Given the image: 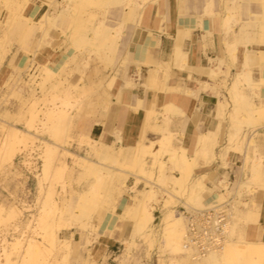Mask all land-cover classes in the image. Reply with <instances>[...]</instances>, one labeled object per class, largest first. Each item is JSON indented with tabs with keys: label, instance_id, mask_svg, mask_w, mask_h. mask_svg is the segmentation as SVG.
<instances>
[{
	"label": "bare ground",
	"instance_id": "6f19581e",
	"mask_svg": "<svg viewBox=\"0 0 264 264\" xmlns=\"http://www.w3.org/2000/svg\"><path fill=\"white\" fill-rule=\"evenodd\" d=\"M4 1L3 9H0V66L10 51L11 42L26 52H32L33 56H28L26 60L14 64L13 67L17 72L3 84L4 87H9L8 90L14 95H20L25 87H29V97L26 99L32 98L33 103L29 109L30 117L26 120V129L4 122L0 124L10 133L2 146L0 165L11 168L17 155L20 153L22 155L25 150H29L31 143L34 144L39 140L46 152L44 157L46 168L38 174L39 183L48 174L49 167L56 157L61 160L69 155L76 157L79 172L89 179V183L88 188L77 192V195L64 196L60 202L54 197L56 183L52 184L46 191L45 205L53 209V213L56 214L55 220L51 223L43 216L36 221L43 230V240L29 238L26 248L21 238H15L14 242L8 241V246L10 243L12 248L3 247L5 262L0 256V264H12V249L20 254L26 249L32 258L24 264H60L57 256L52 261L45 258L57 248H59L58 253L63 254V260L69 261L73 253V236L61 237L60 233L63 230L79 228L76 227L78 223H81L82 235L76 242L78 246L74 252L81 256V264H107L106 259L100 262L96 258L101 247L106 244L103 240V236L106 235L118 239L125 246L120 254L115 255V264H134L133 249L137 245L136 236L146 243L147 256L157 249L163 264H264V200L261 203L259 201L260 206L257 202L250 204L241 199L237 201L235 220L224 248L221 251L211 252L203 258H194L190 252L183 249L186 222L183 215L174 209L178 202H182L190 209L200 210L208 206V195L218 198L220 193L215 194L214 189L222 182H213L212 187L204 182L205 175L201 178H193L192 181L191 179L197 174L199 167L219 164L227 168L231 153L239 154L243 161L241 168L248 170L245 179H239L233 188L238 196L240 197L242 192H245L246 196L257 195L259 191L264 192V156L256 153L259 146L257 136L260 128L264 127V76L261 75L262 79L259 80L254 75L255 69L261 70L264 75V48H262L264 0H232V6L225 3L226 11L222 13V17L227 36L225 45L230 67L227 71H223L221 65L225 60L220 59V66L216 69L210 68L208 71L214 83L203 82L202 85L219 91L220 84L217 80L220 73L226 72V76L230 75L232 79L227 87L234 100L235 112L231 111L233 113L231 123L225 131L223 120L226 105L219 100L216 129L207 126L203 128L192 155L176 144L177 135L167 128L155 130L159 134L157 139L159 149L155 152L152 150L154 142L147 130L151 126L145 129L139 141L133 145L126 143L122 130L115 131L114 143L83 131L79 135L85 155L72 152L67 146L70 142L63 138L64 134L73 127L75 117L80 112L85 115L97 110L112 112V105L117 95L118 71L129 60L133 33L137 28L152 30L154 25L149 22L153 11L156 12V16L161 15L163 7H166L167 12L164 16L172 22L174 5L170 0H66L63 6L59 0H50L48 3L54 12L47 11L37 20L32 15L24 13L25 7L31 0ZM250 1H255L256 11L251 12L249 9ZM180 4L182 13H190L194 9L198 12L199 8L191 9L186 5L185 0H181ZM215 5L214 0H205L201 10L202 16L220 14L221 11L217 10ZM245 5L249 16L236 32L234 24L237 21L238 7L243 10ZM4 9L8 13L5 19L1 16ZM179 24L173 53L169 60L161 61L151 73L149 78L151 86L155 85L162 70L168 75L173 67H188L189 54L183 49V42L186 37L191 36L195 27L186 24L181 18ZM199 26L207 30L203 19L200 20ZM169 29L164 24L159 27L161 32H169ZM52 30L55 32L62 30L68 42L67 55L57 68L52 66V62L43 63L38 60V55L43 52L41 50L53 41ZM5 42L9 45L4 46ZM147 44L152 43L148 41ZM204 47L206 48V43ZM240 47H243L244 51L243 69L231 74L229 69L231 66H237L240 60L238 56ZM86 49L88 53L101 56L103 55L101 51H107L104 58L108 60L107 66L110 70L100 76L98 81L94 80L93 89L90 87L88 90L86 86L77 83L66 84L67 79L64 80L61 76L68 65ZM154 49L153 46L149 47V51ZM138 51H146V46H139ZM88 56L92 61L93 55ZM89 63L90 60L85 59L83 64L86 66ZM26 71L29 80L23 75ZM82 71L83 66H79L76 73L80 75ZM126 85L134 86L130 82H126ZM50 88L54 90L58 88V93L62 94L59 95L62 104L47 107L46 110L38 109V101L42 100L38 94L41 92L44 101L50 102L46 94L51 91ZM73 89L91 92L86 107L82 105L83 101L77 105L71 103V98L74 97ZM8 95L10 94L1 98L5 104L8 103ZM116 102L119 111H127L128 103L123 102L119 97ZM140 103L139 101V105ZM69 105L74 107L75 114L68 107ZM139 107L133 106V109L138 111ZM178 111L174 104L154 108L149 112V120H157L159 115H164L168 122L170 114ZM242 112L247 114L245 120L237 118V114ZM39 124L42 125L40 127L42 132L49 138L44 140L38 138ZM149 157L153 158L151 163L146 161ZM168 161L171 165L167 164ZM175 171L179 172V175H176ZM131 175L136 180L132 186H129L127 180ZM142 181H146V185L139 188ZM40 186L41 189L44 188L41 184ZM129 190L133 193L130 194L131 199L118 213L117 207L124 194H129ZM182 190L185 192L182 193ZM105 204H108L111 211L106 209ZM158 205H161L162 215L158 225L153 227L157 219L154 211ZM75 207L80 209V214L74 210ZM5 211L0 207V222L9 223L23 215L18 206H11L7 215L4 214ZM66 212L70 214L69 218L65 217ZM108 212L116 213L119 222L124 223V228L121 229L119 224L108 226L111 218L106 215ZM104 220L105 224L101 227ZM132 221L135 222L134 231L127 234ZM71 232L74 234L73 230ZM44 242L49 243L51 248ZM96 242L99 247H93Z\"/></svg>",
	"mask_w": 264,
	"mask_h": 264
},
{
	"label": "crops",
	"instance_id": "0c3cea01",
	"mask_svg": "<svg viewBox=\"0 0 264 264\" xmlns=\"http://www.w3.org/2000/svg\"><path fill=\"white\" fill-rule=\"evenodd\" d=\"M49 1L31 0L25 7L24 13L26 15H32L37 20L42 14L48 11ZM180 1L170 0V3L172 2L174 5V19L172 22L164 16L167 12L166 7H163V14L161 15L156 16V12L153 11V16L149 22L151 25H154L151 28L152 30L147 28H137L135 30L132 38V51H129L128 63L118 71L116 83L117 95L112 105V112L106 113L97 110L94 115L79 119L77 122V129L79 131H85L95 137L105 138L106 141L114 143L116 141L115 131L122 130L126 143L133 145L139 141L145 129L151 126L147 130L148 135L151 136L154 142L152 150L155 152L159 149V143L157 142L159 134L155 130L167 128L177 135L178 139L176 140V144L183 147L189 155H192L196 149L198 137L203 128L207 126L208 128L216 129L219 100L223 101V96L229 98L225 90L221 88L224 80L223 77H226V72L220 73L217 80L220 84L219 91L213 90L209 86L205 88L202 83H214L208 71L210 68H218L220 66V59L225 60V63L221 65L223 71H227L228 67H230L227 59L228 55L225 45L227 36L224 29L222 13L226 11L225 3H229L232 6V0H214L216 9L221 11V13L213 16H202L201 10L205 0H185L186 5L190 6L191 9L199 8L198 12L194 9L190 13L181 12ZM4 2V0H0V9H3ZM254 2L250 1L248 6L251 12L257 10L256 3ZM238 8L237 21L234 24L236 32L240 30L244 20L249 16L245 10L247 8L246 5L243 10L240 7ZM6 13L7 11L4 9L1 15L4 19L8 15ZM180 18L185 20L186 24L195 27L191 36L186 37L183 42V49L189 54L188 67H173L170 69L169 74H166L167 76L165 75V71L162 70L159 73L155 85L151 86L149 85L151 73L159 66L161 61L169 60L173 53L175 37L180 27ZM201 19L207 25V30L199 26ZM163 24L170 28L169 32H161L159 30V27ZM51 36L53 37L52 43L41 50L43 52L38 55V60L43 63L52 62V66L57 68L67 55L66 47L68 42L66 37L58 30L56 32L52 30ZM148 41L152 44H147ZM205 43L206 48L204 47ZM139 46H146V51H138ZM150 46L155 47L154 51H149ZM16 51L17 49L15 48L13 50L15 55L14 62L11 63L12 57H8V61L0 69V86L1 83L9 78L12 72V65L25 60L23 53L17 54ZM243 54V47H240L238 51L240 60L237 66H231L229 73L235 74L243 69ZM138 63L141 64L138 65ZM255 71L257 73L256 77L258 79L261 78L259 74L261 70L255 69ZM99 79H96V81ZM126 82L133 83L134 86L126 85ZM118 97L123 102L125 101L129 104L127 111H119V106L116 102ZM139 101L141 102L140 105ZM168 104H174L179 110L178 112H174V114H170V120L168 122L164 115H159L157 120H149V112L151 110L154 108H162ZM133 106H140V109L135 111ZM146 161L147 163H151L153 158L149 157ZM241 161L242 159L239 154H230L229 164L233 166L232 169H234L233 171L236 175L237 169H239L238 163ZM197 171H199L197 172L199 174L196 175L207 176L208 182L206 184L212 186L213 179H216L219 175L229 173L232 170L215 164L213 166L199 167ZM177 174L179 175V172ZM132 180L135 181L134 177H132ZM129 200V198L123 196L117 207V211H122ZM262 200H264V192L258 195V201L261 203ZM158 211L159 208L156 209L155 213ZM106 215L111 217L107 225L113 227L116 223L114 214L108 212ZM103 223L105 224V220ZM103 240L106 241V244L101 247L100 253L114 252L118 239L104 238L103 236ZM103 261L104 259L100 260V262Z\"/></svg>",
	"mask_w": 264,
	"mask_h": 264
},
{
	"label": "rangeland",
	"instance_id": "374dc122",
	"mask_svg": "<svg viewBox=\"0 0 264 264\" xmlns=\"http://www.w3.org/2000/svg\"><path fill=\"white\" fill-rule=\"evenodd\" d=\"M61 1V5L66 4V0H59ZM51 10V7L48 6V11ZM51 12H54V10H51ZM63 35L62 30L60 31ZM1 35V34H0ZM11 48L10 51L8 52L4 62L2 63L1 67L8 61V57H12L11 63L14 62L13 60L15 59V55L13 53V50L16 48L17 54H22L25 56V58L28 56L32 57L33 54L32 52H26V50L22 49L18 45H15L11 42ZM9 45L8 43H4V46ZM264 48V46H262ZM88 49L84 50L83 54H80L74 62H71L68 67L62 72L63 79L66 80V84H72V83H77L78 85H84L86 86V90H88L90 87L93 89V81L100 78L99 76L105 75L108 70L109 66H107L108 60H105L104 55L105 52L107 51H101L102 56L95 55L94 53H88ZM63 53V51H62ZM89 54L93 55V60L91 61V58H89ZM88 56V57H87ZM85 59L90 60V63L87 64L86 66L83 64ZM26 60V59H25ZM128 63V61L124 64V66ZM83 64V65H82ZM12 65V72L9 76V78L14 77L15 68ZM79 66H83V71L79 75L76 73V70ZM122 65V67H124ZM121 67V65H120ZM24 72V71H23ZM1 73V72H0ZM259 74L262 75L263 77V72L259 71ZM25 79L29 80V76L27 75V71L23 73ZM255 77L257 76V73L255 71ZM17 77V76H16ZM15 77V78H16ZM61 78V77H60ZM66 78V79H65ZM223 84L222 87L225 92L228 94L229 98L223 96V102L225 103V115H224V125H225V131L229 128V124L231 123L232 119V112L234 108V100L232 97L231 92L228 89V85L232 79V77L227 75L226 77H223ZM262 78H259V80ZM14 80V79H13ZM226 85V86H225ZM9 88V87H8ZM8 88L4 87V84L1 83L0 86V124L7 123L9 125H16L19 128L26 129L27 124L26 120L29 115V109L31 107V104L33 103L32 98L26 99L29 97V87H25V90L20 92V95H14L11 94V91L8 90ZM41 89H38L40 91ZM50 92H47L48 94V100L50 102H45L43 99V95L41 96V92L38 94V96L42 97V100L38 101V109L43 108L46 110L47 107H54L56 104L61 105L62 102L60 101L61 99L59 98V95L61 93H58V88L56 90L50 88ZM84 91L82 89L75 90L73 89L72 95H74L73 98H71V103L74 105H77L79 102H82L83 106L85 105L86 107V101H88V98L92 95L91 92L89 91ZM13 92V90H12ZM17 92V91H15ZM8 95V103L5 104L3 101H1V98L3 96ZM62 95V94H61ZM55 99V101L53 100ZM53 100V102H52ZM46 103V104H45ZM264 104V102H263ZM71 111H74V114L76 113V110H74V107H71ZM100 109V108H99ZM7 111V112H6ZM95 113V112H94ZM92 112L89 115H85V113H79L77 117H75V120L73 122V127L70 128V130L64 134L63 138L72 143V145H69L68 147L71 149L72 152L75 154H81L85 155V151L83 150L84 148L81 147L82 143L80 135L82 132L79 131L77 122L79 119L83 117H89L94 115ZM235 114V113H234ZM43 117V115H41ZM235 116V115H234ZM237 118L245 120L247 118V114L245 112L237 114ZM259 116V114H257ZM42 125H37V128L39 129L38 133V138L41 140H44L45 138H49V136L45 133L42 132V129L40 128ZM260 133L257 136V140L259 143V146L257 147V154H261L264 156V127L260 128ZM35 132V131H34ZM10 133L8 130L3 129L0 125V154L2 152V146L3 143L5 142L6 139H8ZM176 142V140H175ZM32 146L29 147V150H25L23 154L21 155L18 154L17 157L15 158V163L14 165L9 168V167H4L0 165V207H3L5 211V215L8 214L9 210L11 209V206H18L20 210H22L23 215L22 217L17 218L16 220H13L11 222H0V256L1 258L4 257L3 255V247L7 246V248L11 249V245L9 243L8 246V241H15V238H21L23 245L26 248V242L27 239L29 238H34L37 240H43V230L40 228L38 223L36 222L39 218L41 217H47L48 221L51 223L54 222L56 214L53 213V209L50 208V206L45 205V201L47 200V192L48 189L51 187L52 184H55V199L62 201L64 196L71 197V195H77V192L81 191L82 189L88 188V183L89 179L79 172V167L78 163L76 162V157L74 155H69L64 158L57 159V157L52 161L50 167H49V172L46 176L43 177L41 182L39 183L38 179V174H40L43 169L46 168V161L44 159L45 157V151L44 147L42 146L43 144H40V141L37 140L34 144H30ZM37 157V158H36ZM169 156L167 157L168 160ZM167 164L171 165V162L168 161ZM238 168L237 169V181L244 180L246 175L248 174V170H243L241 166H243V161L238 163ZM228 170H234L232 169V165H228ZM62 172V173H61ZM199 172V171H197ZM156 174V172H155ZM175 174H177V171H175ZM199 174V173H197ZM159 175V173H158ZM156 176V175H155ZM226 177L228 176V173L225 175ZM133 175L129 176L127 183L129 186H132L135 181L132 180ZM223 177V175H219L216 179H213V182H218ZM193 178H201V176L194 174L191 181L194 180ZM135 179V177H134ZM205 183H207L208 179L207 176L204 177ZM136 180V179H135ZM236 181V182H237ZM40 184L44 187L41 189ZM146 185V181H142L141 184H139V188H142ZM211 186V185H210ZM235 186V184H234ZM213 187V185H212ZM221 187H217L214 189L215 194L220 193ZM185 191L182 190V193ZM242 192V191H241ZM130 194H133L129 190V194H124V197L130 198ZM260 194V191H259ZM255 194L252 196H246L245 192H242L240 194V199L243 202H248L250 204H253V202H257V204L260 206V203L258 201V195ZM223 196V195H222ZM213 196L207 197V199H210ZM161 198V197H160ZM130 201V200H129ZM106 209L108 211H111V208L108 206V204H105ZM161 205L157 206L156 209L159 208V211L155 213L154 215L156 216V221L153 223V227L158 225V220L162 215V210H161ZM182 207H186L182 202H178L176 206L174 207L177 212L180 214L182 211ZM187 209H190L186 207ZM77 213H81L80 209L78 207H75L74 209ZM118 213L121 211H117ZM66 218L70 217V214L66 212L65 214ZM114 220L115 224H119L122 228H124V223L119 222V216L114 213ZM184 217V216H183ZM85 220V218H83ZM104 222V221H103ZM101 223V227L104 223ZM37 223V224H36ZM79 225L76 227L79 228H74L71 230H63L60 233L61 237H70L71 235L73 236V253L69 257V261H64L63 259V254L58 253V249H55L52 254L48 255L45 257L47 260H54L55 256H57L58 260H60V264H81L82 263V258L80 255H77L74 251H76L78 243L81 239V223H78ZM135 228V222H131L129 224V229L127 234L133 233ZM74 231V234L71 231ZM108 236H104V238H107ZM7 239V241L5 240ZM115 239V238H111ZM137 241V245L133 249V254H134V264H163L162 263V257L159 256V252H157V249H154L152 251V254L147 256L146 254V243L144 240H141L138 236L135 237ZM7 242V243H5ZM46 243V242H44ZM48 246L51 245L49 243H46ZM98 243L96 242L93 247H98ZM125 246L121 243V241L118 240L117 247L114 248L115 251L111 253L104 252V255L102 253H99L98 256L96 257L98 261L101 259H106L107 264H115V255L120 254ZM13 252L12 254V264H24L27 260H30L32 257L29 256L27 253L26 249L25 251L20 254L17 252V250L12 249ZM83 252V250H82ZM58 253V254H57ZM83 256L85 253L82 254ZM41 258V257H40ZM44 258V257H43ZM42 258V259H43ZM56 259V258H55ZM5 262V259H2Z\"/></svg>",
	"mask_w": 264,
	"mask_h": 264
},
{
	"label": "built area",
	"instance_id": "2783aa9c",
	"mask_svg": "<svg viewBox=\"0 0 264 264\" xmlns=\"http://www.w3.org/2000/svg\"><path fill=\"white\" fill-rule=\"evenodd\" d=\"M225 175L218 180L222 182L219 186L221 197L207 199L209 204L204 209L182 207L181 213L186 222L183 249L194 258H203L211 252L221 251L229 239L236 216V202L240 197L233 190L237 175L233 170L227 177Z\"/></svg>",
	"mask_w": 264,
	"mask_h": 264
}]
</instances>
